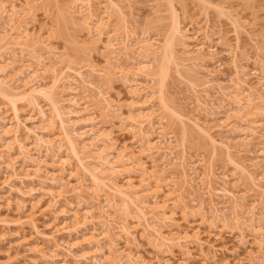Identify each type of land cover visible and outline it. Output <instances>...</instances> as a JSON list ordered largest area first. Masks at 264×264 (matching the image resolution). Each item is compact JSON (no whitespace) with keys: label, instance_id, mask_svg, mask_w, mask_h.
Listing matches in <instances>:
<instances>
[{"label":"bare ground","instance_id":"6f19581e","mask_svg":"<svg viewBox=\"0 0 264 264\" xmlns=\"http://www.w3.org/2000/svg\"><path fill=\"white\" fill-rule=\"evenodd\" d=\"M107 1L109 6L103 7L99 0H71V8H74L75 15L82 20L79 25L80 30L87 29L88 33L92 34L93 40L87 43L97 46L101 40H105L101 48L106 55V70L101 72L94 69L92 71L98 76L103 75L104 83H108L112 79V70L115 69L111 65L114 64L112 60L117 63L124 58L135 63L132 74L129 71L121 72L126 79L125 82L130 87L131 108L134 110H131V117L127 118L130 125L128 129L137 139L136 142L140 147L139 154L136 155L132 151H127L125 146L122 150L117 151L118 148L115 147L111 134L101 131L95 126L94 117L92 114H88L89 108L94 110L93 106H95V104L88 105L91 103L89 102L91 98L90 94L88 95V89L94 88L93 82L77 70L66 68L69 72L71 71V73L66 74L65 68L58 67L63 60L57 58L53 60V57L56 56L53 49L46 48L48 55L46 57L30 56L31 53H29V57L26 55L29 58L28 64L24 63L27 60L26 57V60H21L23 55H21L20 60H18L19 58L16 59L15 56L9 57L5 64L0 63V99L5 105H9V109H4L0 105V202L2 201L3 190H8L9 193L14 191L20 197L25 198L19 202L21 207H25L26 199L36 198L37 193L50 195L51 206L54 207L61 203L59 202L61 198L64 199L69 194L76 196L80 192L76 198L83 200L82 189H79V187H84L83 181H80L81 178L79 179L77 174L72 173L76 166L80 172L82 170V173L88 175L87 177L92 182L91 187L95 189L94 197L97 200L102 199L105 205L103 208L119 212L124 218L129 217V212L133 209L146 222H148V218L145 210L150 208L151 219L160 223L162 228L167 227L171 232L176 231L170 237H166L162 235L160 228L155 229L157 239L164 247H183L182 244L187 245V242L194 238L189 244L196 243L201 248L203 244L199 241L198 233L194 232L190 235L188 230H181L176 224H173L175 212L172 209L176 208L177 201H182V195L184 193L191 195L201 191L202 196L208 198L214 209V221L221 222L226 227L227 217L220 215L222 213L221 206L228 208L226 204H231L234 210L240 208L242 211V207L247 202L246 196H237L238 189H233L236 186H229V180H237L236 176L218 172L220 168H215L212 163V159L216 157V152L219 150L225 154L229 163L236 170H239L245 179L249 180L251 191L255 193L250 208V220L256 223L253 225H257L254 230L259 231L255 233L256 236L258 235L257 238H263V235L259 234L264 233V221L262 220L264 217V166L255 162L251 163L250 166L239 164L234 157L241 152L251 153L252 148H256L254 152L262 154L264 157V60L261 57H259V61L253 60L254 64H258L260 68V72L254 71V73L259 72L255 76L259 79V90H257L247 83L243 68H239L237 65L236 54L232 52L236 50H232L225 43L217 41L219 38L214 40L216 34L209 30L208 23L202 27H194V24L190 23L186 25L190 26V29H187L181 25L178 20L180 18L176 15L173 17L171 32L166 36L165 43L162 45L150 35L132 41L128 31H126L125 38H116L110 30L111 15L109 10L118 7L113 0ZM163 1L165 2L164 6L174 13L173 0ZM29 11L20 10L13 4L12 0H0V19L7 20L6 23L12 25L11 30L15 32V35L8 33L0 36V51L15 46L22 50L29 49L28 45L32 48V53H37L35 47L38 51L42 50L38 48L39 45L44 44L40 37L34 38L27 34V30L23 27V17L28 15ZM239 21L240 18H236L233 23L235 30L240 28L241 23ZM174 46L181 48L183 57L177 59L178 57L174 54ZM219 46L224 48L219 52L225 53L232 59L234 66L232 67L236 77L229 82L231 86H224L218 81L216 72L218 70L214 72L207 69L209 64L215 65L220 62L216 57L219 55V52L216 53ZM256 50L260 52L257 47ZM2 59L3 56L0 55V60ZM249 60L250 58H247V61ZM172 63L177 67H183L181 63L190 65L192 70L195 69V71H190L196 74L202 69L204 72L206 70V81L203 83L204 97L202 99L201 96L197 95L198 97L194 101L197 106L191 110L185 111V109L181 112L170 107L165 98V91H163L162 85H159L160 82L163 84L165 77H167V66ZM219 66L221 67V64ZM246 75L249 74L246 73ZM48 80H50V86ZM156 80H160L158 89L156 88L158 85L154 87ZM188 83L191 84V82ZM190 86L193 89L191 90L196 92L195 87L192 84ZM207 89L215 90V93L220 96L219 99L210 98L211 95L208 94ZM97 95L103 98L106 96L101 91H98ZM19 101L27 104L36 112L39 121L44 123L41 128H20L21 125L25 126V123L24 120L22 121L21 110L17 105ZM226 101L229 102V107L230 105L233 107L225 110V106L228 105L225 103ZM215 102L218 104L216 105ZM82 105L84 107L81 109ZM44 107L56 119L58 128H53L54 123L51 119L48 120ZM114 108L108 101L106 102V111ZM161 110L168 112L182 125L180 139L177 140L173 131L169 130L167 124L164 123L165 118L159 115ZM7 111L10 112V115L8 112V116ZM201 115L204 116L203 119L205 118V120H202ZM219 116L221 119L218 118ZM33 119H35L34 115ZM55 130H57V134ZM190 132L198 135L202 141L207 142L212 147L213 153L209 162H204L201 157L195 159L189 155L185 137ZM220 134L232 135L235 142L224 141L223 137L217 138L216 136ZM33 151L36 155L32 153ZM63 152H69L75 159L76 165L74 167L66 158L60 156ZM252 154L251 156H253ZM141 156H146L153 163L150 170L142 162ZM44 157H51L54 162L51 170L54 167L56 171L51 173L50 169L47 171L48 164L43 160ZM256 158L255 160H257ZM158 163L163 165L162 168L156 169ZM130 166L137 169L136 172L139 173L140 177L138 182H135L131 177L130 173H134L128 169ZM250 167L254 171H251ZM173 169H179V171L174 173ZM66 172L73 174L67 173L70 175L69 178L74 177L79 187L75 182V185L73 184L75 187L69 188L68 181H63ZM256 172L258 175L255 174ZM166 175L169 176V179ZM119 176H124L125 181L119 182ZM58 177H61L62 181H60L63 183L59 182L60 178ZM55 185L58 186L57 188L60 187L66 191L61 190V192H57L58 194L54 192L55 195L50 190L52 187L55 188ZM48 187H50L49 190L46 189ZM40 190L45 191V193L41 192L40 194ZM9 198L8 200L11 201ZM197 198L193 202L201 199V197ZM148 200L151 201V204L148 203ZM220 200L223 202L221 203ZM33 201L35 200L33 199ZM36 201L38 206L40 200ZM65 203L71 205V202ZM197 203L201 207L203 201H197ZM37 206L35 204L34 207ZM109 210L102 211L106 218L95 217L93 210L91 211L89 207L83 208L82 214L78 212L69 215V210H66L67 212L61 210L59 214L63 215L64 218L57 222V227L60 222L62 225L68 224L66 223L68 218L73 219L72 224L61 225L60 229L55 228L54 233L67 234L66 237L71 238V240H61L60 243L55 240L54 235L51 236L45 242L53 248L49 254L44 252L41 247L36 248L38 242L34 241L33 244L31 243L34 245V249H25V253L29 252L34 256L29 258V264H69L67 258H72L75 261L74 264H83V261L89 262V260H92V264H148L135 258L132 254L122 256L113 249L115 244L106 236L115 229H111L113 222H110ZM67 215L69 217L66 218ZM97 218L102 220L96 221ZM237 218L238 216L234 221H239ZM5 222L4 220L3 223ZM88 225L93 227L92 231L87 229ZM211 225L209 227H214ZM34 227L36 226L34 225ZM117 228L126 237L132 235L131 230L124 224ZM88 232L89 237H87ZM104 235L108 240L107 254L102 251V244L98 239V236ZM18 238L24 241L26 237L20 236ZM4 239L0 237V242H3ZM28 244L30 243L25 241L24 243L20 242L17 246L27 247ZM85 248L93 251L91 258L88 257ZM122 259L124 261H121ZM15 260L18 262V257H15Z\"/></svg>","mask_w":264,"mask_h":264},{"label":"rangeland","instance_id":"374dc122","mask_svg":"<svg viewBox=\"0 0 264 264\" xmlns=\"http://www.w3.org/2000/svg\"><path fill=\"white\" fill-rule=\"evenodd\" d=\"M12 1L15 6L20 8V10L22 9L25 11H29L31 9L28 12V15H25L23 17V27L27 30V34L33 36L34 38L40 37L44 44L39 45L38 47L42 50L38 51L37 47L34 48L37 53H32V48L29 45V49L23 50L18 46L10 47L7 50L4 49L3 51H0V55L3 56L5 62L2 59L0 60V63H2L3 65L7 62L9 57L15 56L16 59L19 58L18 60H20L21 58V60L27 59L26 61H24V63L28 64L29 55H40L42 57H46V48L50 47L54 50V54L56 55L55 57L52 56L53 60L54 58L63 60V62L58 67L61 69L65 68V70L67 71L65 72L66 74L71 73V71L69 72V70H67L66 68L77 70L82 72L90 81L93 82L94 88L91 87L88 89V95L90 94L91 98V100L89 101L91 103H88V105L90 106V104H95V106H93L94 110H92L91 107V109L89 108L88 114H92V116L94 117L95 126L101 131H105L107 133L109 132L111 134V138L116 145L115 147L118 148L117 151L122 150L125 146L127 148V151H132V153H136V155L139 154L138 151L140 147L136 142L137 139L128 129L130 128V125L127 118L131 117L130 114L132 113L134 108H131L132 99L130 95L131 92L129 84L125 82L126 79L124 75H122V72L124 71H129L131 72L130 74H132V71L135 69V63H133L132 61H127V59L125 60L124 58L120 59V61L117 63L113 62L112 60V63L114 64L111 65H113L116 70H112L111 81L108 83H104L102 77L103 75L98 76L92 71L94 69L101 72L106 70V55L101 48L102 43L105 40H101V43H98L97 46L87 43L93 40V38L91 37L92 34L90 35L87 29L83 31L80 30L79 25L81 24L82 20H80L77 15H75L74 8H71V0ZM99 2L102 3L103 7L109 6L107 0H99ZM113 2L116 3L118 8H111V10H109V13L111 15L110 30L116 38L120 39L125 38L126 31H128L130 34V39L132 41L140 40L144 36L150 35V37H154L158 40L159 44L162 45L165 43L166 36H168L169 32H171L174 15L181 19L178 20L181 22V25L183 27H186L187 29H190V26H186L190 23L194 24V27H202L204 25L206 26V24L208 23L209 27H207L209 28V30L216 34L214 36V40L219 38V40L217 41H221V43H225L232 50H236L232 52H235L236 54V62L239 68H243V73L245 74L244 76H246L245 79L247 80V83L255 89L259 90V79L255 76L260 72V68L258 64H254V61H259V57L264 60V0H173L174 13L169 8L167 9L164 6L165 2L163 0H113ZM236 18H240L239 22L241 23L238 30H235L233 26ZM6 22L8 21H3V19H0V36L6 35L8 33H10L11 35H15V32L11 30L12 25L10 26V24ZM118 41L120 42L121 40ZM256 47L260 49V52H257ZM217 49L218 50L216 53L222 51L224 48L222 46H219ZM174 50L175 56L178 57L177 59L183 57V53L179 46H174ZM218 54L219 55L216 57L220 62L216 63L215 65L209 64L207 69L214 72L218 70L216 71L218 75V81L224 86H229V82L236 77L232 59L225 53L219 52ZM21 55H23L24 57H21ZM247 58H250V60L247 61ZM173 64L174 63L167 66V77H165L163 84L161 82L159 84L160 80H156L154 87L158 84L162 85L163 91H165V98L167 100V103L174 110L181 112L185 109V111L191 110V108L197 106L194 102L195 98L201 96L200 98L203 99L204 97L203 83L206 81V70L204 72V70L202 69L200 70L201 72L196 74L191 72L195 71V69L192 70L193 68H191L190 65L181 63V65L183 64V67H177L174 66L175 64ZM219 64H221V67L219 66ZM255 70H258L259 72L254 73ZM246 73H248L249 75H246ZM47 82L50 86V80H48ZM188 82H191L193 87H195L194 89L196 92L192 91L193 89L190 86L191 84H189ZM159 85L156 87L157 89ZM98 91H101L102 94L106 96L104 98L98 96ZM207 91L208 94L211 95L210 98L219 99L220 96L215 93V90L213 91V89H207ZM106 100L115 107L113 110L106 111ZM206 100L209 99L207 98ZM2 103L3 101L0 99L1 107L4 109H9V105H5V103ZM215 103L216 105L218 104L217 102ZM225 103L228 104L225 106V110L233 107L231 105L229 107L228 101H226ZM17 105L21 110L22 121L24 120L23 122L25 123V126L21 125L20 128H41L44 125V123H41L39 121L36 112L33 111L31 107L27 106V104L23 102L21 103L19 101ZM64 105L66 104L64 103ZM83 107L84 105H82L81 109ZM44 109L46 111L48 120L51 119L52 123H54L53 128H58V125H56V119L50 115L51 113L46 107H44ZM8 112L9 111H7L6 113L7 116ZM33 115L35 119H33ZM159 115L165 118L166 121H164V123L167 124L169 130L173 131L174 137L177 140L180 139L182 133L181 129L183 128L182 125L177 122L174 117L171 116L168 112L161 110ZM201 116L200 117L202 118V120H205V118L203 119L204 116ZM218 118L221 119V116H219ZM10 127L13 128V126ZM55 131L57 134V130ZM25 136L23 137L25 138ZM197 136L198 135H196L195 133L190 132L185 137V144L189 149V155L195 159L201 157L203 158V161L207 163L212 158L211 154L213 153V149L207 142L202 141L200 137L198 136V138ZM216 137H223L224 141L229 140L231 143L235 142V138L229 134H220ZM252 149L253 150L251 151V153L248 152L247 154V152H241V154H237L234 159L239 164H244L247 166H250L253 162L259 163V165L264 166L263 155L258 153L256 154L254 152L256 148ZM32 153L36 155L34 151ZM177 153L178 155L180 154L179 150ZM251 154L253 156H251ZM60 156L66 158L71 164H73V167L76 165L75 159L69 152H63L60 154ZM141 157L140 158L142 162H144L146 167L150 170L153 165L151 160L146 158V156ZM255 157H257V160H255ZM43 160L47 162L46 164H48L47 171H50L52 165H54L51 157H44ZM212 163L214 164L215 168H220L218 169V172H225L228 175L230 174V176L233 174L236 176L237 180H229V186H236V188L233 189H238L237 192L239 193L237 194V196H246L247 202L244 207H242V211L240 210V208L234 210L231 204H226L228 208L221 206L222 213H220V215H224L227 217L226 227L221 222L214 221V209L210 205L208 198L202 196L203 193L201 191L192 193L193 195L184 193L182 195V201H177L176 208L174 207V210L172 209V211L175 212L173 216V224H176V226H178V228L181 230H188L190 235L194 232L198 233L199 241L203 244L201 248L196 245V243L189 244V242L193 241L194 238H191L192 240H189V242H187V245L184 244L186 246L182 244L183 247H164V245H162V243L157 239L155 229L160 228L162 235L166 237H170L173 232L176 231L171 232L167 227L162 228V225L160 223H158L156 220L151 219L152 215L150 213V208H147L145 210V213H147L148 222L143 221L139 214L132 208V211L130 210L129 212V217L127 218L121 216L119 212H114L113 210H109L108 208H103V206L105 205L103 204L102 199L97 200L94 197L93 192L95 191V189L91 187L92 182L89 177H87L88 175L82 173V170L80 172V169L78 170V168L75 166V168L79 172L75 168H72L75 169V171L72 170L74 171L72 173H74L75 175L77 174V177H79V179L81 178L80 181H83V183H81L82 185H84V187H79L74 177H68L70 176L69 174H72L70 172L65 173L66 176H63V181H68L70 189L75 187L74 185L76 182V185L79 187V189H82L81 194L83 195V200L76 198V196L79 195L80 192H78L76 196H74L75 194H69V196L64 195L66 199L61 198L59 201L61 202L59 203L60 205L58 204L57 207H54L51 206L50 195H46L45 191L40 190V194L41 192H44L45 194H42V196L37 193L36 198H33L35 201L40 200V204L38 206L37 203L33 201V199H26L27 203H25V207H21L19 206V202H22L25 198L20 197L19 194L15 193L14 191L13 193H9L10 191L3 190L1 196L2 201L0 202V237H3L5 239L3 240V242H0V264H29V258H33L34 256L29 252L25 253V249L27 248L34 249L35 247H41V249L43 248L44 252L49 254V252H51L53 248L45 242L49 240L53 235V237H55V240H58L60 243L61 240L70 241L71 238L66 237L67 234L64 235V233H54L55 228L58 229L59 227L68 224L71 225L73 220L72 218H68L66 222L68 224L62 225L60 222L58 223L57 227V222L61 221L64 218L63 215L59 214V212H61V210H69V215L78 212L82 214L83 208L88 207L89 209H91V211L93 210V215L95 217L106 218V215L103 214L102 211L104 212V210H109L111 219H107H110V222H113L111 223V229H115L111 230L108 234H106V236L107 238L109 237L108 239H111L113 241V244H115L113 245V249L117 250V253H120L122 256L132 254L135 256V258L141 259V261L148 264H264V240H262L264 239V233L259 234L261 236L263 235V238L260 236V239L262 241L257 238L258 235L256 236L255 233L259 231H254L257 225H253L256 223L251 222V217L249 215L250 208L254 199L253 196L255 194L251 191L249 180L247 178L246 180L245 177L240 174V171L236 170L229 163L225 154L221 151L219 152V150L216 152V157L212 159ZM156 165V169L162 168L163 166L161 163H158ZM128 169H130V171L134 173H130L133 180L135 182H138L140 177L139 173L136 172L137 169L134 168V166H130ZM54 170L56 171V169L53 167L50 173ZM250 170L254 171L251 167ZM178 171L179 169H173L174 173H177ZM255 174L258 175V172H256ZM124 176H119L120 178L118 177L119 182L125 181ZM166 176L169 179V176ZM58 178H60L59 182L63 183L61 182V177ZM238 184L239 186H237ZM57 187L58 186H56L55 188L52 187L53 189L48 187L46 189L49 190L50 188L53 193L61 192V190H64L60 187V189ZM56 193L54 194L56 195ZM8 197H10L9 199H11V201L8 200ZM197 197H201L203 201L201 207H199L197 201H202ZM196 198L199 200L193 202V200H195ZM3 199H6L7 201ZM33 202L37 207H34L35 204H32ZM65 202H71V205H66ZM220 202L222 203L223 201L220 200ZM148 203L151 204V201L148 200ZM257 207L259 206L257 205ZM259 208H261V206ZM69 215L65 217L67 218L69 217ZM237 216L239 218H237L239 221L236 222V220L234 221V219ZM4 220L6 221L5 223H3ZM101 220V218H97L96 221ZM262 220L264 221V217L262 218ZM122 224L126 225L129 230H131L130 232L132 233V235L127 236L129 238L123 235V233H121L117 228ZM34 225L36 227H34ZM210 225L216 228L214 229V227H209ZM195 227H197L198 229ZM92 228L93 227L91 225L87 226L88 230L92 231ZM18 235L26 237L27 239L24 238V241H21V239L19 240L18 237L20 236ZM106 236H98V239L102 244V251L107 254L109 247L107 245L108 240ZM87 237H89V232ZM241 239L242 241H240ZM25 241L30 243L27 247L17 246V244H19L20 242L24 243ZM34 241L38 242V245L36 244L37 246L35 247L34 245H31V243L33 244ZM85 252L88 254L89 258L92 257V250H89V248H85ZM15 257H18V262L15 260ZM67 261H69V264L75 263L72 258H67ZM121 261H124V259H122ZM89 262L90 264H92V260H89ZM89 262L83 261V264H89Z\"/></svg>","mask_w":264,"mask_h":264}]
</instances>
